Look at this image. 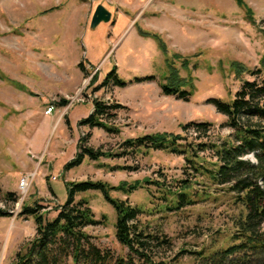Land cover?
<instances>
[{
  "label": "rangeland",
  "instance_id": "rangeland-1",
  "mask_svg": "<svg viewBox=\"0 0 264 264\" xmlns=\"http://www.w3.org/2000/svg\"><path fill=\"white\" fill-rule=\"evenodd\" d=\"M242 1L253 21L235 0H0V74L8 77L0 78V209L6 212L0 214V264H12L36 234L26 205L53 219L67 200V184L85 180L139 182L128 194L110 190L109 196L142 210L141 229L171 240L169 250L155 246L154 253L176 264H198L197 252L239 242L232 238L246 210L235 192L213 180L217 161L209 144L232 132L211 99L230 103L243 80L264 77L235 72L236 65L261 68L264 57V0ZM99 4L111 19L91 27ZM139 27L156 33L166 51ZM170 63L191 81L188 100L162 91ZM112 69L123 86L102 84ZM62 100L66 104L58 105ZM95 100L119 105L110 111L113 131L80 124ZM191 121L212 126L199 136L183 129ZM165 132L185 136L192 151L124 146ZM81 143L110 155L85 157L66 170ZM245 158L255 161L251 153ZM80 198L99 221L85 228L92 242L126 256L129 250L115 236L116 211L101 190Z\"/></svg>",
  "mask_w": 264,
  "mask_h": 264
},
{
  "label": "trees",
  "instance_id": "trees-1",
  "mask_svg": "<svg viewBox=\"0 0 264 264\" xmlns=\"http://www.w3.org/2000/svg\"><path fill=\"white\" fill-rule=\"evenodd\" d=\"M235 1L245 9L247 18L253 21L251 11L243 1ZM138 32L141 36L155 38L159 47L166 51L164 43L156 33L140 27ZM261 65L262 67L256 70H249L240 65L234 68L238 76L247 71L248 74H256L260 78L264 73V57ZM79 66L85 70L82 63ZM169 66L170 72L165 78L166 82L161 84L163 93L188 100L192 92L185 87H191V81L179 76L172 63ZM0 78L8 77L0 74ZM109 80H114L121 86L125 84L116 76L114 69L106 75L102 84ZM10 83L25 89L13 80ZM211 102L216 110L227 118L226 125L232 129V132L218 140L217 144H209L217 161L212 177L218 184H226L228 191L235 192L246 213L243 219L238 220L237 233L232 238L233 242L236 241L234 238L239 242L213 251L197 252L196 255L200 259L198 264H264V77L260 82L243 80L230 103L219 98H213ZM65 104L66 101L63 100L58 103ZM118 107V104L95 100L93 111L83 118L80 124L113 131L110 111ZM211 126L212 124L206 121H191L185 124L183 129L186 132L191 130L200 136L207 134ZM182 140L185 142H180ZM186 140L185 136L165 132L128 139L124 146L127 145L136 151L142 149L148 152L153 149L188 154L192 149H189L191 145L186 143ZM206 147L207 144H201L198 148L202 150ZM249 153L254 156L255 161L245 158ZM109 155L108 152L81 143L80 152L64 168L68 170L82 163L85 157L97 160ZM138 186L139 182L130 185L121 183L117 186L90 180L72 182L67 184L66 202L56 207L57 214L53 219L45 218L39 209L26 205L25 212L33 215L35 219L36 234L26 248L17 253L12 264H176L174 257L166 253L161 256L154 253L155 246L161 247L164 252L169 250L172 246L171 240L164 235L146 233L141 229L138 216L142 210L131 205L127 199H113L109 196L110 190L128 194ZM93 189L101 190L116 211L115 236L118 242L129 250L126 256L114 255L109 249L98 247L92 242L91 235L85 231L87 226L95 225L99 221L94 218L88 201L83 198L76 199V195ZM10 196V193H7V197ZM178 197L183 199L186 193L181 192ZM13 200L16 201L14 198ZM5 213L0 209V214Z\"/></svg>",
  "mask_w": 264,
  "mask_h": 264
},
{
  "label": "water",
  "instance_id": "water-1",
  "mask_svg": "<svg viewBox=\"0 0 264 264\" xmlns=\"http://www.w3.org/2000/svg\"><path fill=\"white\" fill-rule=\"evenodd\" d=\"M111 19V12L102 4L96 6L91 17V27H96L100 22H108Z\"/></svg>",
  "mask_w": 264,
  "mask_h": 264
},
{
  "label": "built area",
  "instance_id": "built-area-1",
  "mask_svg": "<svg viewBox=\"0 0 264 264\" xmlns=\"http://www.w3.org/2000/svg\"><path fill=\"white\" fill-rule=\"evenodd\" d=\"M54 109V106L52 105V106H50L49 108H48V111H51V110H53ZM26 182H27V180H26ZM25 181L23 182V185L25 186V183H26Z\"/></svg>",
  "mask_w": 264,
  "mask_h": 264
},
{
  "label": "crops",
  "instance_id": "crops-1",
  "mask_svg": "<svg viewBox=\"0 0 264 264\" xmlns=\"http://www.w3.org/2000/svg\"><path fill=\"white\" fill-rule=\"evenodd\" d=\"M120 16H121V14H120ZM124 18V17H123ZM122 22H125V20L123 19V21Z\"/></svg>",
  "mask_w": 264,
  "mask_h": 264
}]
</instances>
